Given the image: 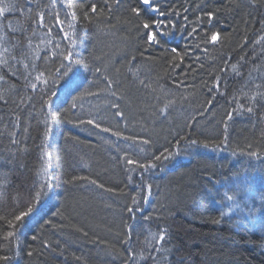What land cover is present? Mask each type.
I'll return each instance as SVG.
<instances>
[{
    "label": "trees",
    "instance_id": "obj_1",
    "mask_svg": "<svg viewBox=\"0 0 264 264\" xmlns=\"http://www.w3.org/2000/svg\"><path fill=\"white\" fill-rule=\"evenodd\" d=\"M92 2L103 9L105 0L0 3L22 6L0 16V217L11 218L17 201L23 204L46 180L52 185L20 226L21 247L11 264H125L128 247L136 250L135 264H264V98L255 105L245 99L264 93V0H155L180 15L164 18L174 27L153 45L141 24L158 14L144 9L137 18L130 8L139 7L138 0L119 6L108 0L111 12L83 19L77 10ZM193 27L198 34L190 37ZM212 32L220 34L215 45L205 42ZM68 51L72 63L64 59ZM25 63H35L48 84L36 92L25 87ZM49 87L55 95L44 96L49 103L42 105ZM241 104L255 111H239ZM227 112L233 119L221 144ZM78 118L150 144L139 145L140 153L129 147L132 140H117ZM165 148L178 154L143 178L124 163L125 152L135 160ZM78 177L87 179L73 180ZM133 197L137 210L129 213ZM162 228L167 251L157 253L153 234ZM8 230L0 222V249Z\"/></svg>",
    "mask_w": 264,
    "mask_h": 264
},
{
    "label": "snow or ice",
    "instance_id": "obj_2",
    "mask_svg": "<svg viewBox=\"0 0 264 264\" xmlns=\"http://www.w3.org/2000/svg\"><path fill=\"white\" fill-rule=\"evenodd\" d=\"M3 0H0V3H2ZM29 3L35 2V0H28ZM53 2H55V0H53ZM115 3L117 6L120 5L121 0H115ZM139 3V7L138 6H132L130 8L131 13L139 18L141 16V13L144 9H148L150 10L152 13H156L158 14V16L160 17L159 19L153 18V19H145L142 21V28L144 30H146V37H147V43L149 45H153V44H158L159 40L158 37L165 35L164 29L167 26H173L174 25H165V21L164 18L171 16V15H180V13L178 11L173 10L172 12H167L165 10H162L161 7L155 2V0H138ZM252 3L255 4L256 0H252ZM66 8H72L73 4L72 3H66L64 5ZM37 7H39V4L37 3ZM199 7V5L197 6ZM107 9L108 12L112 11V8L110 7V5L108 4V0H105L104 5H103V9L100 7V5L97 2H92L89 5H87L86 8L83 9H78L77 11L81 12V17L83 19H89V16H97V14H99L100 16H103V10ZM15 10H22V6L19 4H4L2 7H0V16H2L4 13L6 12H10V11H15ZM183 11L186 13L189 11L188 8H184ZM73 19H76V11H73L70 13ZM205 15L207 16V19L209 22H211L214 17H215V13L212 11H209L207 13H205ZM36 22L38 24V26H43L44 24V14L43 13H38L37 16L35 17ZM56 19V23L60 24L62 23L59 20L58 15L55 17ZM185 21H187L188 17L185 15L184 16ZM49 31H51L49 29ZM198 34V29L196 27H193L191 32L189 33V36H193ZM207 35V34H206ZM33 36H35V33H33ZM28 41V45L31 46V38L27 37L26 38ZM261 40H264V37H261ZM206 43H210V44H217L220 42V34L218 32H212L210 37H208L205 40ZM5 52H8L9 50L7 48L4 49ZM173 53H176L177 55H179L177 53V50L175 48L172 49ZM23 55V53H22ZM26 58V57H25ZM11 59L19 64L21 61L16 57V56H12ZM35 59H40V57H35ZM64 59L69 61L70 63L74 62L73 61V54L71 51H68L66 53V55L64 56ZM243 59V58H242ZM4 64H6L9 68H12L13 65L8 64V61L5 60ZM63 67V66H62ZM233 69H236V65H232ZM24 71L20 73V75L23 77L24 81H25V87L30 88L33 92H36L37 90L40 89V85L44 84L47 85L48 81L43 79L44 77V72L40 71L37 67V65L35 63H25L23 65ZM31 69V70H30ZM70 70V67H69ZM36 73L35 75H33V73ZM17 71H13V75H16ZM63 75H67V72H63ZM4 80L3 76H0V81ZM54 86V81H53V85ZM220 87V83L219 81H217V84L215 86V88L218 90ZM259 87V86H257ZM91 94V93H90ZM55 95L54 92L51 91V87H49L47 92H43L42 96H41V104L42 105H46L49 103V101H46L43 99L44 96H50ZM264 98V93H257L256 95L253 96H247L245 95V99L249 100L251 102V105H255L259 102V99ZM0 99H3L2 96H0ZM33 99L32 97H29V100ZM21 103H23V100L21 101ZM209 104H211V101H208ZM245 106L243 104H241L239 111H246L248 113H253L255 111V108L253 106ZM77 105L74 102L72 104V108H75ZM112 107L114 108H118L119 105L118 104H113ZM168 109V105H165L164 109L161 110V114H165L167 112ZM116 116L120 117L121 119L123 118V113L117 111L115 113ZM52 119H55V117H52ZM79 119V118H78ZM233 119V112H227L225 114V135L223 137V139L220 141L221 144H227V121H231ZM79 123L80 124H88L91 125L97 129H100L102 132L105 133H110L111 136L116 137L117 140H132V145H130L129 147H139V145H148L150 144V140L149 139H142V140H137L133 137H126L123 136V134L120 131H115L112 130L111 128L108 127H102L101 123L98 122V120L96 119H79ZM44 137L45 139H47L48 137V131L44 132ZM199 142L195 139H189L188 140V144L189 145H197ZM115 149L119 152L120 149V145L117 143L114 145ZM204 147H208L209 145L207 143H205L203 145ZM219 146V145H217ZM176 148H179V141H177L176 144ZM249 148H251V145H249ZM145 149L143 147H139V152L140 153H144ZM174 154H178V153H173L170 152L169 148H165L162 152H160L159 154H153L151 157H147L144 156L141 159H132L128 156V153L125 152V155L123 157L124 159V163L126 165H133L134 168L130 169V170H136L139 169L140 173H141V178H143V173L147 172L151 169H155L158 166L159 162H162L163 160H168L172 157V155ZM249 155L252 156H256L258 155V153L253 152V151H249L248 152ZM44 155L46 157H51V153L49 152H45ZM46 169L48 167V164L46 162L45 165ZM51 177H48V180H50ZM75 179H87L86 177H78V178H73V180ZM73 181H69V183H72ZM92 184H96V181L93 180L91 181ZM52 185L51 183H49L47 180L42 184L39 185L37 187H35L33 189V191L29 194V198L24 201L23 204H20L19 201H17L16 205L13 208V211L11 213V218H9L8 215L2 216L0 217V222L4 223L7 225V228L9 229L8 231H6V233L2 236V240L3 242H5L6 244V248L5 249H0V264H11V261L14 258V255H19V251H20V243H19V235H18V230L20 228V226L24 223H26L27 219L32 217L36 210L37 207L40 203L41 197L44 195V189L45 188H51ZM99 187H103V185H99ZM147 190H151V185L147 184L145 185ZM108 191H112L111 189H108ZM228 200H232L233 197L232 196H227ZM138 204V201L135 197L132 198V207H128L127 211L129 213H133L134 211H136V205ZM226 214V213H225ZM216 223H219V221H215ZM47 223L51 224V221H48ZM85 235H87V233H85ZM154 235V239H156V246L154 247V250L157 253H162L167 251L166 248L163 247V245L167 242V237H168V230L166 228H162L158 235L157 234H153ZM33 239H36V237H33ZM129 239H131V237H129ZM16 241L15 244H13L12 242ZM128 241H125V244H127ZM44 247L47 248L49 247V245L47 243L44 244ZM127 251V256L125 257V264H135L136 262V258H137V254H136V250L132 247H128L126 249ZM9 253H13V255H10ZM29 256L33 255V252L29 251L28 252ZM141 255H143V253H141ZM154 259V257H153Z\"/></svg>",
    "mask_w": 264,
    "mask_h": 264
},
{
    "label": "bare ground",
    "instance_id": "obj_3",
    "mask_svg": "<svg viewBox=\"0 0 264 264\" xmlns=\"http://www.w3.org/2000/svg\"><path fill=\"white\" fill-rule=\"evenodd\" d=\"M133 166V165H132ZM134 167V166H133Z\"/></svg>",
    "mask_w": 264,
    "mask_h": 264
}]
</instances>
